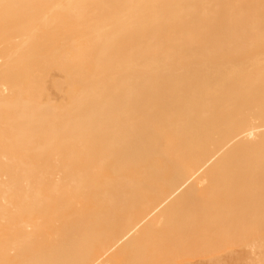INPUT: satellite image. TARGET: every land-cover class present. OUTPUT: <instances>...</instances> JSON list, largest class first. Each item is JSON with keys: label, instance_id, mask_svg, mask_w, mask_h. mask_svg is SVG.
<instances>
[{"label": "bare ground", "instance_id": "bare-ground-1", "mask_svg": "<svg viewBox=\"0 0 264 264\" xmlns=\"http://www.w3.org/2000/svg\"><path fill=\"white\" fill-rule=\"evenodd\" d=\"M0 264H264V0H0Z\"/></svg>", "mask_w": 264, "mask_h": 264}]
</instances>
